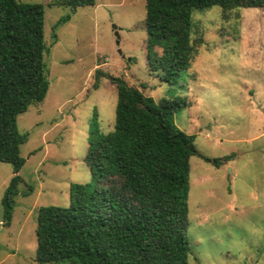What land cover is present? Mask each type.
<instances>
[{"label": "rangeland", "instance_id": "rangeland-1", "mask_svg": "<svg viewBox=\"0 0 264 264\" xmlns=\"http://www.w3.org/2000/svg\"><path fill=\"white\" fill-rule=\"evenodd\" d=\"M18 1L44 6L49 88L41 104L17 116L27 141L8 226L1 199L13 169L0 162V264H36L38 210L67 207L72 183L92 184L88 134L114 127L117 91L107 76L156 102L183 100L175 126L195 136L199 154L223 161L189 159L188 264H264V8L226 18L217 6L194 11L196 55L171 84L149 70L145 0H95L73 14L48 0Z\"/></svg>", "mask_w": 264, "mask_h": 264}, {"label": "trees", "instance_id": "trees-1", "mask_svg": "<svg viewBox=\"0 0 264 264\" xmlns=\"http://www.w3.org/2000/svg\"><path fill=\"white\" fill-rule=\"evenodd\" d=\"M48 5L73 14L95 0H48ZM213 6L226 18L234 10L264 8V0H145L150 72L176 82L198 47L191 38L192 14ZM43 25V4L0 0V162L13 169L1 199L7 226L23 184L20 146L27 141L17 116L41 104L49 88ZM107 77L117 91L113 130L88 134L84 162L92 184L72 183L67 207L38 210L35 263L188 264L189 159L197 156L216 167L223 161L199 154L195 136L175 126L173 115L183 100L156 102L122 78Z\"/></svg>", "mask_w": 264, "mask_h": 264}, {"label": "water", "instance_id": "water-1", "mask_svg": "<svg viewBox=\"0 0 264 264\" xmlns=\"http://www.w3.org/2000/svg\"><path fill=\"white\" fill-rule=\"evenodd\" d=\"M114 29H116V27H114ZM116 36H118L117 33H116ZM119 53H120V51H119Z\"/></svg>", "mask_w": 264, "mask_h": 264}]
</instances>
